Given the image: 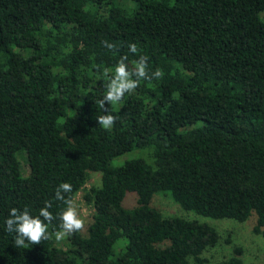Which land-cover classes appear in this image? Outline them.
Wrapping results in <instances>:
<instances>
[{
	"label": "trees",
	"instance_id": "1",
	"mask_svg": "<svg viewBox=\"0 0 264 264\" xmlns=\"http://www.w3.org/2000/svg\"><path fill=\"white\" fill-rule=\"evenodd\" d=\"M140 54L164 76L108 105L106 130L104 69ZM62 182L92 209L86 233L15 247L10 210L58 214ZM158 191L215 219L255 214L264 237V0H0V264H209L216 229L163 216Z\"/></svg>",
	"mask_w": 264,
	"mask_h": 264
},
{
	"label": "clouds",
	"instance_id": "2",
	"mask_svg": "<svg viewBox=\"0 0 264 264\" xmlns=\"http://www.w3.org/2000/svg\"><path fill=\"white\" fill-rule=\"evenodd\" d=\"M103 46L109 50H114L116 45L108 41H102ZM129 51L137 54L139 49L136 43L129 44ZM149 58L145 54L138 55V58L129 63L127 55L122 56L114 68H105L103 75L106 79V93L98 101L99 108L106 114L97 117L98 125L104 129H111L116 122V117L107 112L108 105L118 104L126 94L136 91L142 81L159 80L164 76L160 68L154 71L149 69ZM73 186L69 182L60 183L55 189V200L64 204V208L53 214L50 209L52 202L46 201L44 206L38 210V214L33 215L26 206L23 210L13 207L5 221L7 231L15 233L13 244L15 247H27L28 244H40L42 240L54 238L56 241H63L74 233L85 229V218L81 215L79 205L72 196ZM59 220L58 229L49 231L54 220Z\"/></svg>",
	"mask_w": 264,
	"mask_h": 264
},
{
	"label": "rangeland",
	"instance_id": "3",
	"mask_svg": "<svg viewBox=\"0 0 264 264\" xmlns=\"http://www.w3.org/2000/svg\"><path fill=\"white\" fill-rule=\"evenodd\" d=\"M142 156L147 160L151 159L150 150L147 148L137 149L117 159H114L113 163L120 164L124 160ZM19 160L21 162L22 171L24 174H28V167L23 162V157L20 154ZM100 181V174L98 172H91L90 179L87 183L89 185H98ZM133 193L128 192L123 204L126 207H133L136 204L135 196ZM79 205L81 215L85 218V229L82 233H86L87 227L91 222L92 209L82 199L81 192H78L74 198ZM150 205L156 207L163 216L166 217H180L184 219H195L199 222H205L214 227L219 235L217 243L208 247L203 256L207 258L209 264H214L223 259L229 258L233 254V248L239 246L242 248V254L240 256L242 264H264V237L255 234L252 231V227L255 220V214H252L246 221L238 222L230 218L215 219L201 214H197L192 210L183 209L178 203H176L170 192L158 191L153 194Z\"/></svg>",
	"mask_w": 264,
	"mask_h": 264
}]
</instances>
